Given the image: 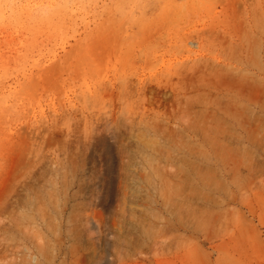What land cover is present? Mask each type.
I'll return each instance as SVG.
<instances>
[{"label":"rangeland","instance_id":"rangeland-1","mask_svg":"<svg viewBox=\"0 0 264 264\" xmlns=\"http://www.w3.org/2000/svg\"><path fill=\"white\" fill-rule=\"evenodd\" d=\"M83 167L104 204L74 264H264V0H0L3 231Z\"/></svg>","mask_w":264,"mask_h":264},{"label":"bare ground","instance_id":"bare-ground-1","mask_svg":"<svg viewBox=\"0 0 264 264\" xmlns=\"http://www.w3.org/2000/svg\"><path fill=\"white\" fill-rule=\"evenodd\" d=\"M125 168L124 166L123 170ZM91 171L92 168L89 170L83 167L73 170L71 179L68 173L63 176L56 173V182L46 181L47 184L50 182V185L56 186L57 199L49 193L50 191H46L47 185L41 184V179L35 190H29L24 206L26 211L22 216L16 220L11 218L5 232L3 231L4 223L0 226V264H9V261H5L7 258L5 254L7 251L15 252L13 242L17 238L25 237L26 239V234L31 235V239L35 238L30 248L34 264L46 261L48 264L75 263L71 258L76 246L92 241L96 237L95 233L100 234L97 207L104 204V200L99 195L101 178L97 172L91 173ZM127 179V174L119 176V186L114 190L108 203L115 201L127 204L135 201V198L132 199L129 195L128 186L125 183L123 185ZM47 200L55 205L49 207ZM157 201H155L156 205ZM5 239L10 241L6 247L7 250H3L2 246V241ZM38 240H43V243ZM91 258L92 255L89 253L83 255L85 263H90Z\"/></svg>","mask_w":264,"mask_h":264}]
</instances>
